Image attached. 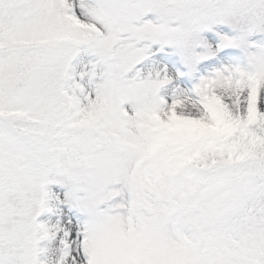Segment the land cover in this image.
Wrapping results in <instances>:
<instances>
[{
    "label": "snow or ice",
    "instance_id": "1",
    "mask_svg": "<svg viewBox=\"0 0 264 264\" xmlns=\"http://www.w3.org/2000/svg\"><path fill=\"white\" fill-rule=\"evenodd\" d=\"M0 264H264V0H0Z\"/></svg>",
    "mask_w": 264,
    "mask_h": 264
}]
</instances>
